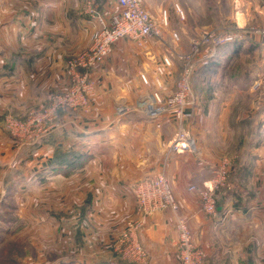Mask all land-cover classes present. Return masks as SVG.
Listing matches in <instances>:
<instances>
[{"label": "crops", "instance_id": "1", "mask_svg": "<svg viewBox=\"0 0 264 264\" xmlns=\"http://www.w3.org/2000/svg\"><path fill=\"white\" fill-rule=\"evenodd\" d=\"M171 1L143 2L155 15L165 8L172 16ZM228 2L233 7L232 1ZM87 5L86 0H0V124L7 112L27 113L50 92L67 87L66 59L89 45L97 27ZM95 5L105 14L118 9L116 0H96ZM257 9L264 13V0ZM242 10L237 11L236 19L248 21ZM231 12L234 18L233 9ZM179 26L185 28L186 24L180 22ZM161 42L153 37L145 48L130 38L114 43L106 59L92 70L89 109L59 112L56 128L35 145L24 147L23 154L31 161L28 172L39 176H12L0 204L7 202L10 188L17 184L21 191L33 183L43 185L41 189L50 187L51 202L58 205L57 209L64 200H82L90 192L87 217L102 218V264H178L180 219L188 222L194 243L204 252V264H264V101L253 105L257 108L253 114L231 116L230 101H224L219 93L222 84H203L204 94L197 91L195 105L188 109L183 122L171 113L148 117L136 109V104L155 87L151 92L144 88L140 76L152 75L156 64L162 63ZM230 45L238 47L237 43L224 47L235 51ZM219 51L213 62L216 65L225 57V51ZM173 72L168 70L164 77L163 95L175 90V81L168 79ZM119 103L129 111L119 114ZM240 121L257 125L250 135L256 140L250 144L249 156L234 171L227 156L234 149L236 130L229 123ZM181 125L194 147L173 152L170 146ZM58 148L57 152L83 155L71 172L72 165L57 167L49 162ZM224 164L231 175L216 189L219 214L213 217L202 210L197 192L189 187L211 185ZM50 171L53 175L42 182ZM245 171L248 173L242 175ZM154 174L169 179L178 210L166 208L142 216L136 207L134 187ZM136 219L142 222L138 238L146 260H115L113 245L120 231L126 221ZM57 224L56 220L55 232ZM0 229L5 230L2 225Z\"/></svg>", "mask_w": 264, "mask_h": 264}, {"label": "rangeland", "instance_id": "2", "mask_svg": "<svg viewBox=\"0 0 264 264\" xmlns=\"http://www.w3.org/2000/svg\"><path fill=\"white\" fill-rule=\"evenodd\" d=\"M230 1L233 7L228 0H172V16L165 8L154 14L159 19L162 17V12L167 11L168 23L162 26L161 36L156 37L162 41L164 53L162 63L156 64L152 75L145 74L149 83L146 84L140 76L142 86L150 89V92L153 87L155 90L152 92H161L167 71L174 70L175 72L168 79L174 80L176 87L181 69L185 65L195 66L198 63L200 56L189 53L192 49V40L199 37L200 33L238 27L251 30L264 23V13L257 9V6L262 4V0H255L253 3H249L248 0ZM232 9L234 18L231 16ZM240 9H243L242 12L246 14L248 21L241 22L236 19V13ZM180 22L186 24L185 28L179 26ZM250 35L236 42L238 47L230 45L235 51H232L230 47H221L219 52L225 51V57L223 60L220 59L217 65L213 63L215 57L210 64L199 67L193 72L190 83L195 99L197 91L204 94L202 89L206 87L201 88L203 84L213 86V83H221L219 93L224 101H230L228 113L231 116L242 115L243 112L253 114V111L257 110L255 106L260 101L261 103L264 101V41L257 35ZM187 54L189 57L186 56ZM158 66H161L162 71L158 70ZM256 82L260 83L258 88L254 87ZM161 95L168 96L163 95L162 92ZM207 96L209 100L210 92ZM34 109L36 108L32 106L27 113L25 112L26 114L22 115L7 112L4 120H1L0 196L6 190L12 176L22 175L24 179L27 175L33 178L39 176V174L28 172L27 165L31 161L27 154H23L25 151H22L24 147L35 145L36 141L23 143L19 137L10 132L6 125L8 115L26 118ZM229 125L235 126L236 130V138L233 140L234 149L227 156L235 171L249 156L250 144L256 140V138L251 139L250 135L257 125L244 124L241 121L234 125L229 123ZM76 155V152L68 151L61 158L65 161L76 158ZM51 161L52 159L49 162ZM71 165L72 168L69 169L71 172L73 164H62L57 167L69 168ZM246 173L248 172H242V175ZM51 174L53 175L52 171L48 172L41 181H45ZM42 187L43 185L39 183H33L27 190L21 191L22 187L17 184L10 188L7 202L0 204V225L5 228V230L0 229V258H3L0 264H102V218L87 217V209L92 201L90 192L86 193L82 200L77 198H72L71 202L64 200L57 209L58 205L51 202L50 187L41 189ZM41 196L44 198L41 199ZM56 220L57 223L59 222L57 232H55ZM129 221H126L124 228ZM113 258L123 261L117 258L116 253Z\"/></svg>", "mask_w": 264, "mask_h": 264}, {"label": "built area", "instance_id": "3", "mask_svg": "<svg viewBox=\"0 0 264 264\" xmlns=\"http://www.w3.org/2000/svg\"><path fill=\"white\" fill-rule=\"evenodd\" d=\"M95 2L96 0H86L87 12L92 18L97 19V27L91 34L89 45L66 59L69 76L67 87L58 92H50L26 118H19L13 114L6 117L8 129L23 143H32L49 135L57 126L56 118L59 112L89 109L90 96L93 93L92 70L106 59L114 43L122 38H130L139 47L145 48L153 37L161 36L162 26L168 23L166 10L158 19L145 7L143 0H116L118 9L106 14L97 9ZM248 35H257L264 41V23L251 30L238 27L200 33L199 37L192 40V49L189 53L200 56L197 65H185L181 69L175 90L170 95L164 97L159 91L152 92L147 98L137 102L136 109L152 119L171 113L174 118L183 122L188 115V109L193 107L196 101L190 83L193 72L210 64L222 46L236 43L249 37ZM189 54L186 56L189 57ZM165 61L168 62L167 58ZM158 70L162 71L161 66H158ZM141 77L146 84L149 83L145 73H141ZM259 86V82L254 85L255 88ZM129 109L125 104L119 103L117 111L119 114H125ZM193 147L192 138L181 125L174 135L171 151L187 152ZM227 175L224 164L219 176L211 185L192 184L189 187V190L197 192L202 210L213 217L219 214L216 189L226 184ZM134 192L136 207L142 216L166 208L178 210L170 181L163 174L142 178L136 183ZM141 226L140 220L126 224L113 245L118 259L127 262L146 260L147 253L138 238ZM177 228L180 251L178 264H204V252L194 243L188 222L180 219Z\"/></svg>", "mask_w": 264, "mask_h": 264}, {"label": "trees", "instance_id": "4", "mask_svg": "<svg viewBox=\"0 0 264 264\" xmlns=\"http://www.w3.org/2000/svg\"><path fill=\"white\" fill-rule=\"evenodd\" d=\"M59 151V148L55 151L54 153V157L52 158V161H51V165H56V166H61L62 164L64 165H69V164H74L76 162H79L81 160V158L83 157V155L81 154H78L76 155V158H73V159H68V160H63L61 158V156L64 154L62 152H57ZM0 260H3V258H0Z\"/></svg>", "mask_w": 264, "mask_h": 264}, {"label": "bare ground", "instance_id": "5", "mask_svg": "<svg viewBox=\"0 0 264 264\" xmlns=\"http://www.w3.org/2000/svg\"><path fill=\"white\" fill-rule=\"evenodd\" d=\"M231 48V47H230Z\"/></svg>", "mask_w": 264, "mask_h": 264}]
</instances>
